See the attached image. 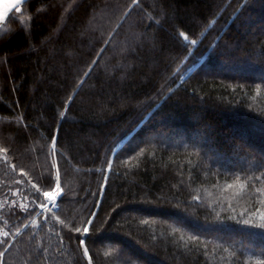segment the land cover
I'll return each mask as SVG.
<instances>
[{"label": "trees", "instance_id": "16d2710c", "mask_svg": "<svg viewBox=\"0 0 264 264\" xmlns=\"http://www.w3.org/2000/svg\"><path fill=\"white\" fill-rule=\"evenodd\" d=\"M261 26L264 0L10 12L0 264H264Z\"/></svg>", "mask_w": 264, "mask_h": 264}, {"label": "water", "instance_id": "95a60500", "mask_svg": "<svg viewBox=\"0 0 264 264\" xmlns=\"http://www.w3.org/2000/svg\"><path fill=\"white\" fill-rule=\"evenodd\" d=\"M26 1L28 0H0V27L7 15Z\"/></svg>", "mask_w": 264, "mask_h": 264}, {"label": "rangeland", "instance_id": "374dc122", "mask_svg": "<svg viewBox=\"0 0 264 264\" xmlns=\"http://www.w3.org/2000/svg\"><path fill=\"white\" fill-rule=\"evenodd\" d=\"M262 28H263V27L261 26L260 29H262ZM263 30H264V28H263ZM215 73H218V72L216 71ZM239 144H240V145H244L243 140H242L241 143H239ZM60 192H61V189H59L57 193H60ZM57 193H56V194H57ZM56 194H55V195L52 194V195L49 197V202H48V204H49V203H50V204H55V200H56V198H57V195H56ZM48 204L45 206V207H47L45 210H48V209H49V205H50V204H49V205H48ZM123 254H124V252H123ZM125 258H126V256H122L120 261H123Z\"/></svg>", "mask_w": 264, "mask_h": 264}]
</instances>
